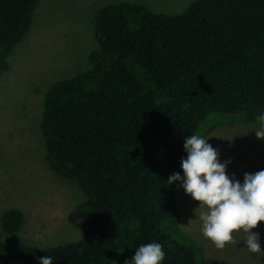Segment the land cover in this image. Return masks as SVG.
<instances>
[{"label":"trees","instance_id":"16d2710c","mask_svg":"<svg viewBox=\"0 0 264 264\" xmlns=\"http://www.w3.org/2000/svg\"><path fill=\"white\" fill-rule=\"evenodd\" d=\"M36 1L0 0V73ZM93 25L89 67L46 88L39 121L48 167L83 194L67 215L81 237L0 242V264H131L152 242L161 264H205L165 231L178 218L167 179L183 173L185 137L207 114L264 112V0H192L172 14L121 1L99 7ZM21 222L15 208L0 215L5 233Z\"/></svg>","mask_w":264,"mask_h":264},{"label":"rangeland","instance_id":"374dc122","mask_svg":"<svg viewBox=\"0 0 264 264\" xmlns=\"http://www.w3.org/2000/svg\"><path fill=\"white\" fill-rule=\"evenodd\" d=\"M121 1L172 14L192 0H37L26 33L7 56L8 67L0 73V215L15 208L22 222L14 232L0 228V242L46 248L81 237L67 215L83 194L71 180L55 175L44 160L39 132L42 99L51 83L89 67L88 54L97 47L94 12ZM258 127L256 121H244L240 115L211 112L193 134L208 137L207 142L219 150L220 162L231 161L227 174L243 182L245 172L264 166V140L252 131ZM174 198L178 218L174 224L164 223L165 231L190 247L197 261L264 264V251L250 253L242 231L234 234L237 244L222 250L205 239L199 220L205 209L184 192L179 181ZM252 231L259 234L264 250V222Z\"/></svg>","mask_w":264,"mask_h":264},{"label":"clouds","instance_id":"9594fccd","mask_svg":"<svg viewBox=\"0 0 264 264\" xmlns=\"http://www.w3.org/2000/svg\"><path fill=\"white\" fill-rule=\"evenodd\" d=\"M259 127L257 139L264 140V112L256 116ZM210 137V136H209ZM198 134L185 137L186 158L180 167L183 175L173 173L167 183L181 182V187L204 211L199 213L201 232L215 248L224 249L237 244L235 233L245 234L243 243L250 253H261L259 234L252 230L264 222V170L245 172L243 182L229 176L226 165L220 162L219 150ZM165 257L163 246L152 242L139 245L131 257V264H161ZM39 264H53L50 256L41 257Z\"/></svg>","mask_w":264,"mask_h":264}]
</instances>
